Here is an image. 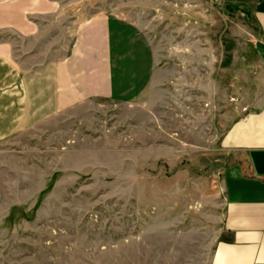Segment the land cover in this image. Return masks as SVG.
Segmentation results:
<instances>
[{"label": "rangeland", "instance_id": "374dc122", "mask_svg": "<svg viewBox=\"0 0 264 264\" xmlns=\"http://www.w3.org/2000/svg\"><path fill=\"white\" fill-rule=\"evenodd\" d=\"M59 1L136 23L160 85L0 138V264L79 263L82 251L105 264H207L233 161L222 135L264 90L256 0Z\"/></svg>", "mask_w": 264, "mask_h": 264}, {"label": "crops", "instance_id": "0c3cea01", "mask_svg": "<svg viewBox=\"0 0 264 264\" xmlns=\"http://www.w3.org/2000/svg\"><path fill=\"white\" fill-rule=\"evenodd\" d=\"M75 3L0 0V138L90 99L135 104L160 85L136 23L109 11L83 17ZM252 13V52L264 77V0L253 2ZM250 104L222 135L233 161L224 170L221 226L207 264H264V90ZM82 253L68 264H105Z\"/></svg>", "mask_w": 264, "mask_h": 264}]
</instances>
